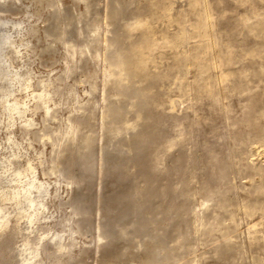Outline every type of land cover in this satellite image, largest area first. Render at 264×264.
I'll use <instances>...</instances> for the list:
<instances>
[{"label": "rangeland", "instance_id": "obj_1", "mask_svg": "<svg viewBox=\"0 0 264 264\" xmlns=\"http://www.w3.org/2000/svg\"><path fill=\"white\" fill-rule=\"evenodd\" d=\"M257 12L264 15V0H0V34L14 41L7 58L21 74L9 98L26 108L10 117L0 91V207L7 219L0 264H23L31 256L26 242L35 239L55 251L56 233L73 244L69 254L59 252L65 264H264V239L248 232L260 214L235 207L239 218L224 227L228 212L214 201L250 197L244 184L255 146L240 141L253 134L238 122L246 97L233 88L237 78L223 81L222 71L247 68L252 76L264 67V31L242 23L245 14L257 22ZM144 37L132 59L145 69L122 86L108 81L115 49L133 50ZM250 48L263 56L244 58ZM223 56L232 63L220 66ZM137 88L145 92L140 105ZM43 89L48 111L36 106ZM253 93L261 99L264 82ZM109 103L119 116L105 117ZM88 159L82 184L62 174L63 166L77 171ZM30 166L47 190L34 220L26 201L11 199L33 179ZM77 195L90 212L69 240L67 225L81 219L71 212ZM96 195L127 231L110 245L99 237L107 219ZM54 260L45 252L27 262Z\"/></svg>", "mask_w": 264, "mask_h": 264}, {"label": "bare ground", "instance_id": "obj_2", "mask_svg": "<svg viewBox=\"0 0 264 264\" xmlns=\"http://www.w3.org/2000/svg\"><path fill=\"white\" fill-rule=\"evenodd\" d=\"M193 2H198V0H193ZM210 14L207 12L206 18H209ZM256 17L259 18L257 22L250 24L252 19L251 16L245 14L242 17V23L248 26V30L250 32L255 30H263L264 31V15L257 12ZM143 25L141 22L136 23V27ZM199 28H205L204 22H201ZM185 38V35H180L178 38ZM147 42V37H144L140 44L136 46L135 49L127 51L121 48H116L115 51L109 57V73H108V81H111L113 84L124 85V83L132 78L138 76L141 71L145 69L143 65V60L135 63L132 59L133 51L136 50L138 53L141 52L143 45ZM116 41H112L108 44V47L113 46ZM14 41L11 39V36L7 33L0 34V91L2 95V102L4 107L8 110L10 117H13L14 114L18 113L19 115H23L26 111V108L22 107L20 102L16 97L9 98V96L13 92L14 85L21 80V74L19 71L14 70L12 63L8 60L7 55L10 48L13 47ZM12 50V49H11ZM14 52L17 50L13 49ZM262 51L257 50L255 48H250L244 51V58L254 57V56H263ZM232 59L230 56H223L219 60L220 66L230 65L232 63ZM202 65V64H201ZM204 68L205 66L202 65ZM260 72H256L249 76V71L247 68H242L238 71V73L234 72H224L222 71V80L226 81L232 75L237 78L236 83L233 85V88L237 91L239 96H245L246 99L242 103V117L238 120V122H242L248 128V134H253V138H250L249 135L247 137H242V143H251L255 146V151L251 152L248 157L247 169H249V173L247 175L249 184H244L246 191L249 193L250 197L243 198L239 202H235L233 198L228 195L223 196L221 199H217V205L222 209L228 212L224 227H230L231 225H235L237 218L235 214V210L233 208L237 207L239 210H243L247 216H254L255 214H260L261 219L255 222H252L249 227V238L251 240H263L264 239V230L260 226H264V93L262 94L261 99H255V95L253 91L256 87H258L259 82H264V67L260 65ZM254 77H257V80L254 81ZM221 78V77H220ZM257 84H255V83ZM136 96L141 99L139 105L142 103V98L145 96V92L140 88L135 89ZM37 98V107H42L49 110L47 102L49 100L48 92L43 89L36 95ZM227 113L232 112V107L230 104L225 107ZM224 111V110H223ZM120 115L119 108L114 106L113 104H107V110L105 112L106 118H113ZM236 121L234 122V124ZM76 130L79 131V125L72 129V138L75 137ZM83 141L86 143V146L91 142V138L86 136L83 138ZM260 157V160L256 161L257 157ZM92 159H88V161L83 164L77 171H71L66 166H63L61 172L63 175L70 177L71 182L75 184H82L85 181V177L83 175L84 171L90 167L93 162ZM105 162V161H104ZM73 165V164H72ZM112 167V166H111ZM29 170L34 174L35 170L32 166L29 167ZM15 178L21 177L22 172L20 170L14 171ZM46 189L43 188V182L41 179L37 178L34 174L33 179L27 182L22 189H13L11 194V199L14 200V203L19 206L23 201H26L27 206L31 210L29 215L30 220H34L39 213L44 209V201L43 197L45 196ZM33 192L37 193L33 196ZM92 199L97 203V211L103 214L104 218L107 219L106 223H103L99 226L100 229V238L108 239V245H110L113 240L115 234L117 238L120 235L126 234V230L122 229L119 224V220L121 215H114V220L111 219L107 207L101 201V196H91ZM90 197V198H91ZM40 198V199H39ZM86 197L83 195H77L71 200L72 211L74 215L80 217L81 219L73 220L74 226L67 225L66 232L68 233L69 240H73V234L76 231L84 230L83 228V219L90 212V208L86 204ZM212 198L207 199L208 201ZM213 199V198H212ZM211 199V200H212ZM210 207L209 204L205 206V209ZM233 209V210H232ZM134 210H139L138 206L134 207ZM72 214V215H73ZM125 215V214H124ZM75 216V217H76ZM74 217V218H75ZM116 219V220H115ZM202 219V217H201ZM64 222H66V219ZM62 220V221H63ZM69 221V219L67 220ZM111 221V222H110ZM7 222L5 215L2 213V208L0 207V228H2ZM61 223V222H60ZM62 223V225L66 226ZM63 226V227H64ZM65 228V227H64ZM110 229H112L113 234H111ZM65 230V229H64ZM37 241H27L26 245L30 246L31 251L30 257L25 259L23 264H30L28 259H32L39 254H43L46 252L48 256H54L55 260L52 259V264H65L66 262L61 259L59 256V252L64 251L65 253H70V248L73 245L70 242L63 241V235L54 234L52 235L51 240L54 241L56 250L51 251L47 248L46 245L42 244L38 239ZM106 246V245H105ZM50 258V257H49ZM144 261L149 262V257H144ZM262 257L258 258L256 261H261ZM51 264V263H50Z\"/></svg>", "mask_w": 264, "mask_h": 264}]
</instances>
